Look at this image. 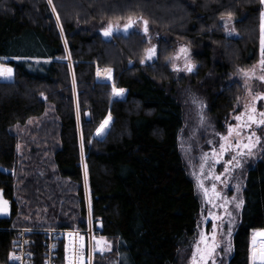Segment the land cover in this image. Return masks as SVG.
<instances>
[{
	"label": "trees",
	"instance_id": "obj_1",
	"mask_svg": "<svg viewBox=\"0 0 264 264\" xmlns=\"http://www.w3.org/2000/svg\"><path fill=\"white\" fill-rule=\"evenodd\" d=\"M123 2L136 9L110 16L100 11L99 0H52L68 52L48 0H0V60L15 71L14 80H0V190L12 208L10 217L0 218V264H14L15 230L88 228L67 53L84 116L94 233L114 243L112 252L95 256L94 264H180L196 234L201 202L179 148L185 113L168 51L177 39L194 44L201 69L193 83L220 122L240 90L227 77L260 58L264 5L260 0ZM175 5L178 10L162 15ZM229 13L238 37L225 36L219 24ZM129 16L148 20L149 36L131 29L105 38L109 22L123 25ZM149 42L157 43L156 60L146 58ZM97 66L111 69L116 87L125 90L118 100L110 83L98 81ZM109 115L111 128L102 139L95 137ZM258 230H264V156L248 172L229 264H251V236ZM36 240V264H43ZM63 249L59 264H64Z\"/></svg>",
	"mask_w": 264,
	"mask_h": 264
},
{
	"label": "rangeland",
	"instance_id": "obj_2",
	"mask_svg": "<svg viewBox=\"0 0 264 264\" xmlns=\"http://www.w3.org/2000/svg\"><path fill=\"white\" fill-rule=\"evenodd\" d=\"M209 3H218L221 4L222 0H207ZM99 9L102 13H105L110 16H125L128 13L133 12L136 8L132 7L126 2H123V0H99ZM140 9V8H139ZM145 10V9H142ZM177 9V6L175 5L170 11L169 10H162V15L168 16L169 12H174ZM146 13L149 17H154V13L150 10H146ZM55 19H56V12L54 13ZM146 20V19H145ZM240 20V19H238ZM57 21V19H56ZM148 21V20H147ZM228 23V28L226 29L224 27L225 23ZM178 23H176L177 25ZM220 26L223 28V33L227 37H238V30L236 28V20L234 19V16H231V20H229L228 17H224L219 22ZM261 24H262V18H261ZM121 27L123 26L120 24ZM58 27L61 33V36L64 41V45L68 51V45L67 41L65 40V34L63 31H61V24L60 21L58 23ZM136 28L140 29V32H142V25L138 24L136 25ZM149 28V25H148ZM231 33V34H229ZM249 31H245V36L249 35ZM149 36V33L148 35ZM147 41H152V38L148 37ZM156 42V41H155ZM157 43L149 42V47H156ZM173 50L168 51L169 57L167 61V65L169 66L170 70L175 73V76L177 78V81L179 85L177 86V97L180 100L184 113H185V121H184V127L180 133L179 137V148L181 155L183 157L186 169L189 173V176L194 182L195 190L197 193V196L201 202V211L199 213L198 217V225L195 236L190 240L187 247L183 250L181 254L180 264H191V255L194 251L193 247V241L198 239V234L203 230L206 231L209 235L211 234V227L213 224V220L211 217L208 216L209 212H214L218 215L223 214V209H213L210 204H208L205 201V198L203 196L202 191L197 186V178L194 173L199 174L200 171V164H201V158L205 153H211L213 149H216L219 151V145L222 143L220 137L222 135H227V128L229 125H236L237 121L234 119V117L238 114H240L243 111V105L246 102L250 101V95L248 89H251L252 93H264V82H261L256 79L251 80H245V78L241 75L240 69L248 70L252 68L253 66L259 65V60L255 64H253L250 67L247 68H235L234 71L228 76V82L238 88L240 87V90L238 91V95L236 96L237 99L234 104V108L229 113L226 119L222 121H218L215 117L212 116L209 106H208V100L205 97V93L202 92L194 83L193 78L195 75H197L201 69V64L196 60V50L194 47V44L185 42L183 40L177 39V45ZM181 47H186L188 49V59L194 65L193 70L191 72H188L184 69V59L183 56H181L180 59L175 60V65L177 68L180 69V71H175L173 69V60L172 57L176 56L179 53V49ZM147 48V49H148ZM230 51V52H229ZM69 52V51H68ZM227 55H230L232 59L237 58L236 55L231 51H226ZM112 53V52H111ZM67 58L65 59L66 62L70 66V71L72 75V82H73V95H74V106L76 111V117H77V123H78V134H79V144L81 148V137H83V110L81 108V99L79 97V92L77 90V83L73 75V61L71 60L69 53H67ZM113 54V53H112ZM157 54V53H156ZM153 57V60H156L157 55ZM260 59V58H259ZM1 62V60H0ZM4 63V62H3ZM100 69H107L103 67H99ZM259 74V73H257ZM15 79V71H14V77L11 80H5L0 79L1 81H12ZM98 79V78H97ZM182 80L187 81L185 84L182 83ZM99 81V80H98ZM105 83H110L112 86L115 85V81L113 78V71L111 70V79H108L106 76ZM116 87V85H115ZM117 88V87H116ZM124 94V93H123ZM121 96H115L112 93L113 100H118ZM258 110H264V101H260L257 104ZM79 112V115H78ZM91 119V118H90ZM112 126V118L109 122V124L106 126L107 128H111ZM257 135L260 136V143L253 149V154L251 156H243L238 157L240 160L241 166L239 168H236L232 165H230V171L228 173H224V161L228 160L229 157L233 153H229L228 155H225L223 157V160L220 163L215 164L214 166V174L221 175L222 179L225 181L224 183H221L220 181H215L217 185V191L224 197H227L231 203L229 204V211L233 213L234 221L232 225L230 226L228 224V218H224L223 223V233H226L229 228H231V243H232V250L230 252L225 251V243L221 244V247L217 250L216 253V264H229V261L231 260L233 253H234V247H233V238L234 234L240 224L241 215L244 207V190L246 187V181L248 172L256 166V164L262 160L264 156V128L256 129ZM95 137H97L95 132ZM93 144L90 142L89 147L92 148ZM21 148H23V145H21ZM86 154H85V146H84V140H83V157H82V163H83V172H84V164L86 160ZM212 160L209 159L206 166H205V175H207L208 167L212 165ZM204 183L206 187H211V184L213 183V180L211 179H204ZM237 187L239 190L237 191ZM85 191H86V207L88 211V218L87 223L89 227V201L91 202L90 193L88 191V186L85 185ZM0 195H2L4 200H7L3 192L0 190ZM232 197H235L236 200H232ZM8 201V200H7ZM236 201H243L241 207L237 209L235 207ZM222 201H217V203H221ZM9 204V213L7 215H0V218H8L11 216L12 208L11 203L8 201ZM92 215H91V226L93 229L95 228L93 223ZM216 223H220L217 221ZM96 237H99L96 235ZM222 238V237H218ZM108 240V239H107ZM109 241V240H108ZM111 242V241H110ZM112 249L111 251H105L103 254L110 253L114 249V243L111 242ZM100 253L97 252L95 256ZM95 261V258H94ZM93 261V264H94ZM251 262V259H250Z\"/></svg>",
	"mask_w": 264,
	"mask_h": 264
},
{
	"label": "snow or ice",
	"instance_id": "obj_3",
	"mask_svg": "<svg viewBox=\"0 0 264 264\" xmlns=\"http://www.w3.org/2000/svg\"><path fill=\"white\" fill-rule=\"evenodd\" d=\"M48 3L52 5L53 13L56 12L55 6L52 4V0H48ZM260 3L264 5V0H260ZM229 20H231V13L228 14ZM262 24H261V35H260V59L259 65L253 66L252 68L245 70L240 69L241 75L245 80L256 79L264 82V12H261ZM57 22L59 23V14L56 15ZM148 21L140 17L139 19L129 16L126 23L121 27L120 23L109 22L107 26L103 29V35L105 37H112L114 33H124L128 34L130 29H135L136 25H142V32L144 36L148 35ZM224 27L228 28V23L224 24ZM61 31L63 29L61 28ZM231 34V33H229ZM156 54L155 47L146 49L145 55L147 59H152ZM183 56L184 59V69L188 72L193 70L194 65L188 59V49L186 47H181L179 53L172 57L173 69L175 71H180L175 65V60H178ZM143 62V61H142ZM259 73V74H257ZM104 74L108 79H111V69H105ZM97 75H100L98 70ZM14 77V69L10 66L5 65L0 62V79L11 80ZM113 95L122 96L124 89L116 88L113 84L112 86ZM250 95V101L244 103L243 111L236 115L234 119L237 121L236 125H229L227 128V135H222L220 137L222 143L219 145V151L213 149L212 152L205 153L201 158L200 171L199 174L194 173L197 178V186L202 191L205 201L212 206L213 209L222 208L223 214L218 215L214 212H209L208 216L213 220L211 227V234L209 235L206 231H201L198 234V239L193 241L194 251L191 255V264H216V253L221 247L222 243H225V251L230 252L232 250L231 243V228L226 233H223V223L224 218H228V224L231 226L234 217L233 213L229 211V204L231 201L222 196L217 191V185L215 181H220L224 183L221 175L214 174V166L223 160L225 155L233 153L228 160L224 161V173L230 171V165L239 168L241 166L238 157L251 156L253 154V149L260 143V136L257 135L256 129L264 128V110H258L257 104L260 101H264V93H252L251 89H248ZM79 115V112H78ZM111 120V115L108 116L97 128L96 135L102 136L104 134V129L109 124ZM81 156L83 157V137H81ZM212 160V165L208 167L207 175H205V166L208 160ZM211 179L213 183L211 187H206L204 179ZM84 179L85 185L88 181V170L87 165L84 164ZM239 188L237 187V191ZM232 200H236L232 197ZM217 201H222L217 203ZM243 201H236L235 207L239 209ZM9 213V204L7 200H4L2 195H0V215H7ZM219 221L220 223H216ZM89 226L91 228V202L89 201ZM218 237H222L219 238ZM68 243L66 246L67 251V264H91L93 255L97 252L103 254L105 251H111V242L107 240L104 236L96 237L95 235H89L88 255L86 257L85 250V238L80 235L78 231L67 233ZM12 259L20 261L21 257L12 254ZM250 259L251 264H264V230L253 231L251 236V248H250Z\"/></svg>",
	"mask_w": 264,
	"mask_h": 264
},
{
	"label": "built area",
	"instance_id": "obj_4",
	"mask_svg": "<svg viewBox=\"0 0 264 264\" xmlns=\"http://www.w3.org/2000/svg\"><path fill=\"white\" fill-rule=\"evenodd\" d=\"M100 72V75H97V72ZM105 70V69H104ZM104 70L96 68V75L100 82L106 81V75ZM78 231L80 235L84 236L86 250L85 255H88V244H89V235H95L93 227L90 226L86 230L80 229H71V230H62V229H18L15 230L17 233L15 247L12 254L21 257L20 261L14 260L11 258L14 264H36L35 259V250L37 248L36 237L40 238V245L43 249L44 259L43 264H59V250L64 248V264H67V251L66 246L68 243L67 233ZM95 255H93L91 264H93Z\"/></svg>",
	"mask_w": 264,
	"mask_h": 264
},
{
	"label": "water",
	"instance_id": "obj_5",
	"mask_svg": "<svg viewBox=\"0 0 264 264\" xmlns=\"http://www.w3.org/2000/svg\"><path fill=\"white\" fill-rule=\"evenodd\" d=\"M131 30V29H130ZM129 30V31H130ZM122 33V32H121ZM114 34H118V33H114ZM106 39H109L110 37H105ZM87 120L89 121L90 120V114L89 113H87ZM109 131V128H105L104 129V134L102 135V136H98L100 139H102L105 135H106V133ZM102 224L101 223H98L97 224V226H96V231H98V232H101L102 231Z\"/></svg>",
	"mask_w": 264,
	"mask_h": 264
}]
</instances>
